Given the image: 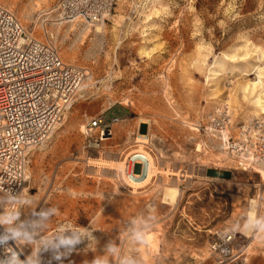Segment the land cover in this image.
I'll return each mask as SVG.
<instances>
[{"label": "rangeland", "instance_id": "374dc122", "mask_svg": "<svg viewBox=\"0 0 264 264\" xmlns=\"http://www.w3.org/2000/svg\"><path fill=\"white\" fill-rule=\"evenodd\" d=\"M60 1L1 0L38 38L51 28L62 59L87 71L63 122L29 152L16 208L0 196V220L26 263L91 264L114 244L139 264H264V233L227 231L252 205L264 216V164L242 171L227 148L247 125L251 146L264 151L255 104L264 92V0H114L103 23L51 25ZM101 114L121 122L94 146L84 126ZM223 117L226 146L214 126ZM143 121L158 172L134 188L109 164L138 147ZM208 167L233 177L208 180ZM172 185L175 202L165 196ZM141 229L145 242L135 243ZM70 237L73 248L62 243Z\"/></svg>", "mask_w": 264, "mask_h": 264}, {"label": "built area", "instance_id": "2783aa9c", "mask_svg": "<svg viewBox=\"0 0 264 264\" xmlns=\"http://www.w3.org/2000/svg\"><path fill=\"white\" fill-rule=\"evenodd\" d=\"M113 3L114 0H61L56 16L49 22L94 26L108 19ZM86 77V69L62 59L51 28L45 27L38 38L0 0V196L8 202L17 201L26 186L29 152L52 137L76 101ZM119 122L120 118L105 114L89 120L84 126L88 143L100 146L113 136L114 125ZM214 126L226 146L228 121L218 118ZM248 129L244 126L239 138L227 147L242 171L255 170L264 162V151L254 149L247 138ZM258 130L264 142L263 122H259ZM137 131L140 133L139 127ZM137 164L144 167L136 162L133 172ZM0 239L6 240L0 243V264H10L14 253L27 264L12 231L1 220Z\"/></svg>", "mask_w": 264, "mask_h": 264}, {"label": "bare ground", "instance_id": "6f19581e", "mask_svg": "<svg viewBox=\"0 0 264 264\" xmlns=\"http://www.w3.org/2000/svg\"><path fill=\"white\" fill-rule=\"evenodd\" d=\"M96 26H97L96 30L98 32H101L102 31V26L101 25H96ZM83 85H82V87H83ZM82 87L80 88L79 92L81 90L83 91L85 89V88H82ZM262 93H263V95H261V96H259L257 98L255 104H258V107L260 108V110H262V113H264V92H262ZM224 137L226 138L227 135L224 134ZM147 139H148V134H140V133H138L137 137H136V142L139 143V145H137L138 147L136 149H133V150L129 151L127 153L126 157L123 160L116 161L115 163L109 164L112 167L116 166V167H114L115 170L122 171L125 181L130 186H132L134 188L140 187V186H143V185L147 184L148 182H150V180L158 172L157 167H156V163H155V159H154L153 155L150 154L144 148V144L147 143ZM136 162H141V163L144 164L142 173L133 172V165ZM262 164H264V162ZM204 170H205V168H204ZM260 173H261L262 179L264 180V170H261ZM189 177H192V176H189ZM189 177H187V178H189ZM26 179H27V176H26ZM165 193H166V195L164 194L165 196H167L169 199H171V201L175 202L178 199V196L180 194V190L178 189V187L172 185L171 187L167 188ZM12 205H14V209H15L16 208V200L14 202H12V201L10 202V205L8 206L9 210L13 209V208H11ZM10 213H11V217H12L13 211H10ZM249 213L257 215V210H256V206L255 205L251 206V209L248 211V214ZM70 239H73V238L70 237ZM64 246H68V245L65 244ZM69 246H70V248H73V245H69ZM72 252H73V250H72ZM24 258L26 259L25 256H24Z\"/></svg>", "mask_w": 264, "mask_h": 264}, {"label": "clouds", "instance_id": "9594fccd", "mask_svg": "<svg viewBox=\"0 0 264 264\" xmlns=\"http://www.w3.org/2000/svg\"><path fill=\"white\" fill-rule=\"evenodd\" d=\"M154 219V217L152 218ZM136 223V221H133ZM227 231L233 234L235 233H264V216L254 215L249 213L243 219L242 222L239 220L233 222L227 227ZM19 235V234H16ZM146 239V231L136 230L133 232V240L135 243H144ZM5 239H0V243H5ZM78 240L74 239H64L62 240L63 244L73 245L77 243ZM107 253L104 257H97L94 259L91 264H139L137 259L132 256H119L117 254V246L114 244H109L107 248ZM2 264H9L8 261L2 262ZM10 264H24V262L19 260L18 254H13L10 258Z\"/></svg>", "mask_w": 264, "mask_h": 264}, {"label": "crops", "instance_id": "0c3cea01", "mask_svg": "<svg viewBox=\"0 0 264 264\" xmlns=\"http://www.w3.org/2000/svg\"><path fill=\"white\" fill-rule=\"evenodd\" d=\"M125 121H128L125 120ZM142 125H146V131L143 133L141 132ZM138 127L140 128V134H149L150 133V126L146 124V122H141ZM211 172V173H210ZM233 177V172L230 168L225 167H208L206 170V179L214 180V181H228Z\"/></svg>", "mask_w": 264, "mask_h": 264}, {"label": "trees", "instance_id": "16d2710c", "mask_svg": "<svg viewBox=\"0 0 264 264\" xmlns=\"http://www.w3.org/2000/svg\"><path fill=\"white\" fill-rule=\"evenodd\" d=\"M140 173V172H139Z\"/></svg>", "mask_w": 264, "mask_h": 264}]
</instances>
